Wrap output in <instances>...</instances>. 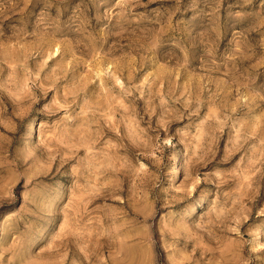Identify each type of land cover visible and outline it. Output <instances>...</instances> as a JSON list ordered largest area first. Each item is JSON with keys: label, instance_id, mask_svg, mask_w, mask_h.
Segmentation results:
<instances>
[{"label": "rangeland", "instance_id": "rangeland-1", "mask_svg": "<svg viewBox=\"0 0 264 264\" xmlns=\"http://www.w3.org/2000/svg\"><path fill=\"white\" fill-rule=\"evenodd\" d=\"M0 264H264V0H0Z\"/></svg>", "mask_w": 264, "mask_h": 264}, {"label": "bare ground", "instance_id": "bare-ground-1", "mask_svg": "<svg viewBox=\"0 0 264 264\" xmlns=\"http://www.w3.org/2000/svg\"><path fill=\"white\" fill-rule=\"evenodd\" d=\"M33 126H34V124H33ZM31 128H32V127H31ZM31 128H30V129H31Z\"/></svg>", "mask_w": 264, "mask_h": 264}]
</instances>
